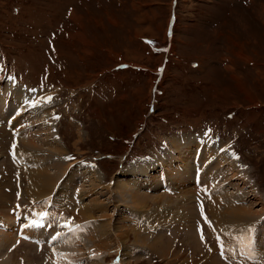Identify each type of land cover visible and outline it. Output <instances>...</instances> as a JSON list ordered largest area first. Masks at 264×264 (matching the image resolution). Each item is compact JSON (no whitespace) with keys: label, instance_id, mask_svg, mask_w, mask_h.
<instances>
[{"label":"rangeland","instance_id":"1","mask_svg":"<svg viewBox=\"0 0 264 264\" xmlns=\"http://www.w3.org/2000/svg\"><path fill=\"white\" fill-rule=\"evenodd\" d=\"M0 75V264L264 239V0H0Z\"/></svg>","mask_w":264,"mask_h":264},{"label":"bare ground","instance_id":"2","mask_svg":"<svg viewBox=\"0 0 264 264\" xmlns=\"http://www.w3.org/2000/svg\"><path fill=\"white\" fill-rule=\"evenodd\" d=\"M4 98H5V97H4ZM25 107H26V106H25ZM24 144H25V143H24ZM210 148H211V147H210ZM208 150H209V148H208V149L206 148V151H208ZM217 153H218V152H217ZM220 155H221V154H220ZM224 156H225V155H224ZM225 157H227V156H225ZM212 158H213V157H212ZM218 158H219V157H218ZM218 158H217V159H218ZM210 159H211V158H210ZM220 160H221V159H220ZM205 161H206V160H205ZM209 161H210V160H209ZM224 161H225V160H224ZM210 162H211V161H210ZM210 162H209V163H210ZM209 163H208V164H209ZM210 169H211V168H210ZM200 171H201V170H200ZM206 173H207V172H206ZM194 175H195V174H194ZM119 181H121L120 183L123 184V185L128 184V182H126L125 180H119ZM151 182H152V181H151ZM210 184H211V183H210ZM213 199H214V198H213ZM212 205H213V204H212ZM238 208H239V209L237 210V213H235L236 215H235V216L233 215V217L236 218V220H239V219H242V218H243V214H242L243 211H242V208H241V207H238ZM210 209H211V207H210ZM232 210H233V209H232ZM210 211H211V213H213L214 210L211 209ZM213 214H214V213H213ZM213 214H212V215H213ZM219 216H220V215H219ZM214 218H215V216H214ZM222 218H223V217H222ZM231 218H232V217H231ZM223 219H224V218H223ZM244 221H245V220H244ZM48 225H49V224H48ZM30 238H32V237H30ZM65 240H66V239H65ZM43 241H44V240H43ZM66 241H68V239H67ZM48 243L51 244V242H48ZM57 247H58L60 250H62V248H60V246H57ZM63 251H64V250H63ZM61 252H62V251H61ZM4 263H5V262H4Z\"/></svg>","mask_w":264,"mask_h":264},{"label":"snow or ice","instance_id":"3","mask_svg":"<svg viewBox=\"0 0 264 264\" xmlns=\"http://www.w3.org/2000/svg\"><path fill=\"white\" fill-rule=\"evenodd\" d=\"M40 215L43 217V216H46L47 214L46 213H41ZM30 226H32V227H41L43 225H41L38 221H33ZM68 226H69L68 224L62 225V227H68ZM58 237H59V234H57V236L53 237V240L58 239Z\"/></svg>","mask_w":264,"mask_h":264},{"label":"flooded vegetation","instance_id":"4","mask_svg":"<svg viewBox=\"0 0 264 264\" xmlns=\"http://www.w3.org/2000/svg\"><path fill=\"white\" fill-rule=\"evenodd\" d=\"M199 172H201L200 170H198Z\"/></svg>","mask_w":264,"mask_h":264}]
</instances>
